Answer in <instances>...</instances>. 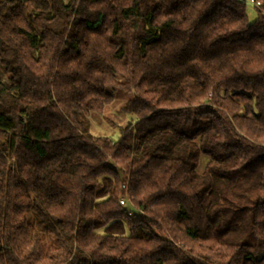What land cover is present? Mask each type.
<instances>
[{
	"label": "trees",
	"instance_id": "1",
	"mask_svg": "<svg viewBox=\"0 0 264 264\" xmlns=\"http://www.w3.org/2000/svg\"><path fill=\"white\" fill-rule=\"evenodd\" d=\"M248 1L0 0V264H264Z\"/></svg>",
	"mask_w": 264,
	"mask_h": 264
},
{
	"label": "rangeland",
	"instance_id": "2",
	"mask_svg": "<svg viewBox=\"0 0 264 264\" xmlns=\"http://www.w3.org/2000/svg\"><path fill=\"white\" fill-rule=\"evenodd\" d=\"M246 12L250 20L255 18L254 5L249 1L246 2ZM128 98L129 95L127 93L115 90L114 98L105 108L103 114H95L89 118L88 132L93 135L102 134L111 140H116L119 135V127L132 118L122 110ZM206 158L205 155H200L197 166L199 172L203 171Z\"/></svg>",
	"mask_w": 264,
	"mask_h": 264
},
{
	"label": "built area",
	"instance_id": "3",
	"mask_svg": "<svg viewBox=\"0 0 264 264\" xmlns=\"http://www.w3.org/2000/svg\"><path fill=\"white\" fill-rule=\"evenodd\" d=\"M251 3H254V0H249ZM120 203L122 204V205H124L125 204V200L124 199H121L120 200Z\"/></svg>",
	"mask_w": 264,
	"mask_h": 264
}]
</instances>
